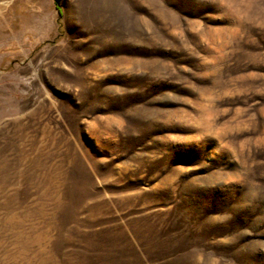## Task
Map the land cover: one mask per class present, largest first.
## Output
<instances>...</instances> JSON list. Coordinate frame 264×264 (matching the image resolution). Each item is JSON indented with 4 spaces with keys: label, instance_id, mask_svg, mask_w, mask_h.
<instances>
[{
    "label": "rangeland",
    "instance_id": "1",
    "mask_svg": "<svg viewBox=\"0 0 264 264\" xmlns=\"http://www.w3.org/2000/svg\"><path fill=\"white\" fill-rule=\"evenodd\" d=\"M0 264H264V0H0Z\"/></svg>",
    "mask_w": 264,
    "mask_h": 264
}]
</instances>
